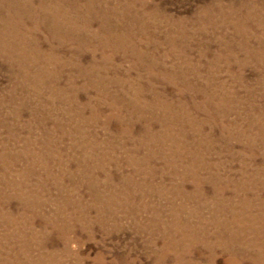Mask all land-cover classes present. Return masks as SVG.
Returning a JSON list of instances; mask_svg holds the SVG:
<instances>
[{"label": "rangeland", "instance_id": "rangeland-1", "mask_svg": "<svg viewBox=\"0 0 264 264\" xmlns=\"http://www.w3.org/2000/svg\"><path fill=\"white\" fill-rule=\"evenodd\" d=\"M0 10V264H264V0Z\"/></svg>", "mask_w": 264, "mask_h": 264}, {"label": "bare ground", "instance_id": "bare-ground-1", "mask_svg": "<svg viewBox=\"0 0 264 264\" xmlns=\"http://www.w3.org/2000/svg\"><path fill=\"white\" fill-rule=\"evenodd\" d=\"M36 1V0H35ZM234 3V2H233ZM29 4V3H28ZM10 6V5H9ZM5 7V6H4ZM66 7V6H65ZM250 8V7H249ZM257 9V8H256ZM236 12L238 10L234 9ZM1 11V10H0ZM31 11V10H30ZM46 11V10H45ZM13 15V14H12ZM260 15V13H259ZM264 16V15H263ZM1 26V25H0ZM252 28V27H251ZM260 32V31H259ZM234 35V34H233ZM40 39V38H39ZM264 40V33L259 37L258 41ZM156 45V44H155ZM92 60V59H91ZM6 65V64H5ZM244 82V81H243ZM36 91V90H35ZM227 91V90H226ZM178 97V96H177ZM264 104V103H263ZM65 114V113H64ZM236 118V117H235ZM26 125V124H25ZM157 126V125H156ZM18 127V126H17ZM40 128V127H39ZM131 135V134H130ZM141 141V140H140ZM219 142V141H218ZM247 144V143H246ZM124 145V144H123ZM226 149V148H225ZM231 151V150H230ZM234 153V152H233ZM208 155V154H207ZM231 158V157H230ZM232 159V158H231ZM212 161V160H211ZM218 164V163H217ZM203 167V166H202ZM195 173V172H194ZM217 177V176H216ZM220 179V178H219ZM149 184V183H148ZM214 184V183H213ZM229 188V187H228ZM239 192V191H238ZM55 196V195H54ZM209 197V196H208ZM213 199V198H212ZM210 203V202H209ZM204 213V212H203ZM189 228V227H188ZM70 236V235H69ZM236 239V238H235ZM155 240V239H154ZM187 242V241H186ZM166 243V242H165ZM76 246V245H75ZM252 251V250H251ZM59 252V251H58ZM257 253V252H256Z\"/></svg>", "mask_w": 264, "mask_h": 264}]
</instances>
